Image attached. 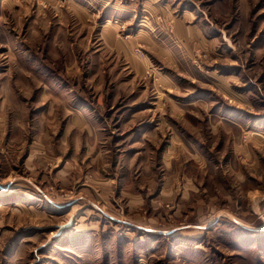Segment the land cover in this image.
<instances>
[{
    "label": "rangeland",
    "instance_id": "obj_1",
    "mask_svg": "<svg viewBox=\"0 0 264 264\" xmlns=\"http://www.w3.org/2000/svg\"><path fill=\"white\" fill-rule=\"evenodd\" d=\"M0 264H264V0H0Z\"/></svg>",
    "mask_w": 264,
    "mask_h": 264
}]
</instances>
